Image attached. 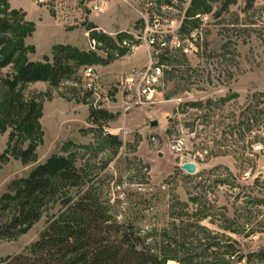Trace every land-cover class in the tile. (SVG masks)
<instances>
[{
    "label": "rangeland",
    "instance_id": "rangeland-1",
    "mask_svg": "<svg viewBox=\"0 0 264 264\" xmlns=\"http://www.w3.org/2000/svg\"><path fill=\"white\" fill-rule=\"evenodd\" d=\"M151 1L0 0V22H13L0 35L21 42L0 48V61L13 55L0 67V226L16 213L2 200L12 184L60 155L118 221L151 235L167 264H264V0ZM55 45L90 61L57 86L11 87L23 61L50 63ZM140 84L150 92L138 102ZM32 106L38 138L24 122ZM93 109L110 118L94 123ZM59 209L48 202L25 234L0 239V264L27 251Z\"/></svg>",
    "mask_w": 264,
    "mask_h": 264
},
{
    "label": "trees",
    "instance_id": "trees-1",
    "mask_svg": "<svg viewBox=\"0 0 264 264\" xmlns=\"http://www.w3.org/2000/svg\"><path fill=\"white\" fill-rule=\"evenodd\" d=\"M23 25L27 27L23 29L26 34L31 31L30 23L25 21L16 27ZM12 29L11 20L0 22V32L10 33ZM6 43H14L16 48L21 45L19 40L7 42L0 35V48ZM12 59L10 54L0 61V67ZM89 61L90 56L76 48L55 45L50 63L23 61L15 71L11 87L35 81L57 86L71 80L76 69ZM90 117L98 123L108 120L110 115L102 109H93ZM38 119L39 110L30 107L24 122L27 133L37 138ZM108 138L120 146L114 137ZM33 152V145L22 151V161L29 160ZM11 188L12 193L3 195L2 200L14 203L16 213L0 226V239L14 240L25 234L40 219L48 202L58 200L60 209L29 249L9 258L7 264H167L168 258L157 253L150 242L151 235L133 223L118 221L103 203L98 189L86 181L67 157H49Z\"/></svg>",
    "mask_w": 264,
    "mask_h": 264
},
{
    "label": "built area",
    "instance_id": "built-area-1",
    "mask_svg": "<svg viewBox=\"0 0 264 264\" xmlns=\"http://www.w3.org/2000/svg\"><path fill=\"white\" fill-rule=\"evenodd\" d=\"M36 1L39 2V3H42L45 0H36ZM146 5L147 6L152 5V1L151 0H146ZM91 7L95 11H101L102 8H103V4L102 3H98V2H94V3H92ZM151 40L153 41V39H151ZM91 42H92L93 45H95V43H96L94 39H91ZM83 73L88 75V76H90L91 74H93V69L90 66H86L83 69ZM149 92H150V87L149 86H147L145 84H140L139 91L137 93L138 94L137 95L138 102H140L141 98L146 96ZM182 145H183V142L181 140H175L174 144H173V149L175 151H179V150L182 149Z\"/></svg>",
    "mask_w": 264,
    "mask_h": 264
},
{
    "label": "water",
    "instance_id": "water-1",
    "mask_svg": "<svg viewBox=\"0 0 264 264\" xmlns=\"http://www.w3.org/2000/svg\"><path fill=\"white\" fill-rule=\"evenodd\" d=\"M152 124L155 125L156 122H153ZM181 168H182L184 171H186L187 173H190V174L194 173L195 170H196V166H195V164H194V163H191V162H188V163H184V164H182V165H181Z\"/></svg>",
    "mask_w": 264,
    "mask_h": 264
}]
</instances>
